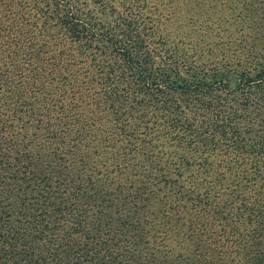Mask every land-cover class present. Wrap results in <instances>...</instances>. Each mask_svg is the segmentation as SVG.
Returning <instances> with one entry per match:
<instances>
[{"label":"trees","instance_id":"16d2710c","mask_svg":"<svg viewBox=\"0 0 264 264\" xmlns=\"http://www.w3.org/2000/svg\"><path fill=\"white\" fill-rule=\"evenodd\" d=\"M0 264H264V0H0Z\"/></svg>","mask_w":264,"mask_h":264}]
</instances>
